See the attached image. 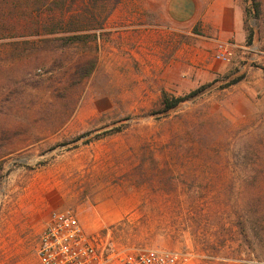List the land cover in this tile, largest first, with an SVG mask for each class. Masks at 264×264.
I'll return each mask as SVG.
<instances>
[{
	"label": "rangeland",
	"instance_id": "obj_1",
	"mask_svg": "<svg viewBox=\"0 0 264 264\" xmlns=\"http://www.w3.org/2000/svg\"><path fill=\"white\" fill-rule=\"evenodd\" d=\"M241 1L253 42L194 84L168 69L193 37L165 35L145 0L83 40L65 39L76 7L37 30L24 0H0V264H40L39 236L65 209L124 247L264 264V0L259 14ZM164 96L184 100L167 110Z\"/></svg>",
	"mask_w": 264,
	"mask_h": 264
},
{
	"label": "crops",
	"instance_id": "obj_2",
	"mask_svg": "<svg viewBox=\"0 0 264 264\" xmlns=\"http://www.w3.org/2000/svg\"><path fill=\"white\" fill-rule=\"evenodd\" d=\"M145 2L146 18L150 15L154 17V23L164 24L165 35L175 32L188 33L193 37L195 45H192L187 53L185 49L178 48L176 57L174 56V60L168 66L175 79H179L183 72L187 73L185 75L188 79H192V83L197 84L201 82V78L214 79L221 70L229 67L231 62H221L212 56L218 41H232L238 47H245L247 29L241 0H145Z\"/></svg>",
	"mask_w": 264,
	"mask_h": 264
},
{
	"label": "built area",
	"instance_id": "obj_3",
	"mask_svg": "<svg viewBox=\"0 0 264 264\" xmlns=\"http://www.w3.org/2000/svg\"><path fill=\"white\" fill-rule=\"evenodd\" d=\"M238 45L216 43L214 59L229 63ZM40 264H191V255L180 250L128 248L119 245L110 231H89L74 210H53L39 236Z\"/></svg>",
	"mask_w": 264,
	"mask_h": 264
},
{
	"label": "trees",
	"instance_id": "obj_4",
	"mask_svg": "<svg viewBox=\"0 0 264 264\" xmlns=\"http://www.w3.org/2000/svg\"><path fill=\"white\" fill-rule=\"evenodd\" d=\"M57 0H24V3H21L20 9L22 6L25 7V14L26 19L31 20V18H35L37 16V22L35 23V28L39 30L40 25L44 23L42 26H46L47 24H55L62 26L63 24H67L69 21L70 13L72 10V7L77 8V18L72 19L71 25L73 27H69V29H64V34L66 40H83L85 37L89 36L88 31L96 30L97 28H102L105 21L109 17V15L112 14L114 9L121 3L122 0H67V3L65 7H58V9H55L54 3ZM91 1L96 5L95 10L88 11L83 14V10L81 9V6L89 4ZM40 2H43L46 6V10H42L40 7ZM85 3V4H84ZM38 4V5H37ZM37 6V7H36ZM74 8V9H76ZM254 8L257 12V14L260 13V4L257 0H254ZM46 16V19L44 18ZM89 16V17H88ZM87 18V22L89 25H84V21L82 18ZM48 22V23H47ZM27 26V25H25ZM47 27V26H46ZM32 28V26H30ZM247 29V28H246ZM254 32L250 28L248 29L247 33V43L251 44L253 42ZM92 69V66L89 68V72ZM196 92V90L194 91ZM184 100V97H174L169 98L167 96H164V108L165 109H171L173 107H176L180 102ZM242 232L245 235V238L249 239V235L247 234V229L243 228Z\"/></svg>",
	"mask_w": 264,
	"mask_h": 264
}]
</instances>
